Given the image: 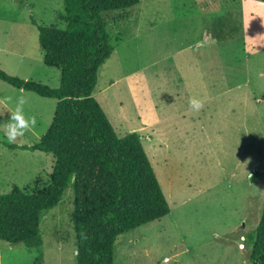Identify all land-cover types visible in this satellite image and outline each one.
Segmentation results:
<instances>
[{"label":"rangeland","instance_id":"374dc122","mask_svg":"<svg viewBox=\"0 0 264 264\" xmlns=\"http://www.w3.org/2000/svg\"><path fill=\"white\" fill-rule=\"evenodd\" d=\"M105 14L114 51L94 97L119 137L140 135L170 207L118 236L114 264H248L264 204V3L141 0ZM31 19L64 28L62 0H0V69L57 88L61 72L43 63ZM20 96L37 126L9 144ZM56 104L0 80V194L49 181L54 156L22 147L39 142ZM72 210L68 189L41 220L42 247L0 240V264H75Z\"/></svg>","mask_w":264,"mask_h":264},{"label":"trees","instance_id":"16d2710c","mask_svg":"<svg viewBox=\"0 0 264 264\" xmlns=\"http://www.w3.org/2000/svg\"><path fill=\"white\" fill-rule=\"evenodd\" d=\"M140 1L62 0L64 28L39 26L31 19L38 28L43 63L61 72L57 88L0 69V80L57 102L39 142L22 147L54 156L49 181L0 194V240L41 248V220L70 189L75 264H114L119 235L170 212L140 135L119 137L94 97L98 71L114 51L103 17ZM259 176L256 172L252 178ZM247 244L248 264H264V204Z\"/></svg>","mask_w":264,"mask_h":264},{"label":"clouds","instance_id":"9594fccd","mask_svg":"<svg viewBox=\"0 0 264 264\" xmlns=\"http://www.w3.org/2000/svg\"><path fill=\"white\" fill-rule=\"evenodd\" d=\"M26 104L27 99L20 96L15 99L13 107L10 110L8 122L3 132L9 144L14 143L17 138L23 137L27 132L34 130L37 126L36 117L26 113ZM189 105L195 111L203 108V102L195 98L189 100ZM45 131L46 129H42L41 133L43 134Z\"/></svg>","mask_w":264,"mask_h":264},{"label":"built area","instance_id":"2783aa9c","mask_svg":"<svg viewBox=\"0 0 264 264\" xmlns=\"http://www.w3.org/2000/svg\"><path fill=\"white\" fill-rule=\"evenodd\" d=\"M167 260V259H166Z\"/></svg>","mask_w":264,"mask_h":264}]
</instances>
